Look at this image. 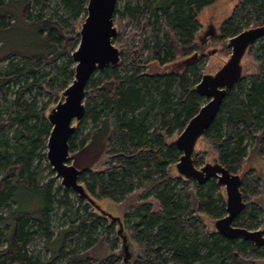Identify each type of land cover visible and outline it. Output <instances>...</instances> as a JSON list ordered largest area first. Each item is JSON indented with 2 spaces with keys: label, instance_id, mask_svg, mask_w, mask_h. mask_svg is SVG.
Instances as JSON below:
<instances>
[{
  "label": "trees",
  "instance_id": "trees-1",
  "mask_svg": "<svg viewBox=\"0 0 264 264\" xmlns=\"http://www.w3.org/2000/svg\"><path fill=\"white\" fill-rule=\"evenodd\" d=\"M43 1L0 0V42L5 48L0 63L14 56L0 70V210L6 209L0 214V264H43L27 250L35 235L44 238L50 253L44 264H123V236L130 264H264V246L242 237L225 238L214 229V220L226 214L223 188L216 180L199 185L175 170L181 153L173 140L205 103L195 86L204 73L217 70L205 71L200 65L204 57L216 55V49L196 42L199 14L217 0H135L118 16L115 6L112 43L119 61L90 76L84 116L75 122L68 141L85 193L78 195L80 206L75 209L69 203L71 189L60 184L62 194H54L52 179L39 184L35 176L47 160L51 125L46 116L52 107L48 108L74 77L72 53L87 0H57L64 15L54 10L43 16L41 7L32 16L30 9ZM242 24L245 29L264 24V0H238L220 23L214 40L226 58L227 40L244 30ZM21 26L34 40L30 52L9 45L2 34ZM255 44L248 47L241 77L226 89L192 155L195 167L212 160L240 174L245 205L233 225L250 230L257 229L259 221L264 225V39ZM177 58L182 62L179 71L145 70L151 62L165 64ZM9 84L16 87L12 100ZM34 91L47 95L49 103L37 108ZM32 93L31 100L24 99ZM86 119L91 125L75 149ZM19 192L40 206L21 210ZM126 199L132 202L119 211V233V223L99 202L116 206ZM54 203L72 225L60 230L50 250ZM116 242L121 243L119 250ZM72 243L75 248H70Z\"/></svg>",
  "mask_w": 264,
  "mask_h": 264
},
{
  "label": "water",
  "instance_id": "water-1",
  "mask_svg": "<svg viewBox=\"0 0 264 264\" xmlns=\"http://www.w3.org/2000/svg\"><path fill=\"white\" fill-rule=\"evenodd\" d=\"M117 0H87L86 17L79 30V42L72 53L74 77L58 101L47 113L51 130L46 143V159L60 184L83 196L84 187L79 182V170L72 163L68 141L73 135L75 122L84 116V92L87 82L95 70H102L119 61L118 48L112 43L116 35L113 24V13ZM264 38V24L244 29L227 40L230 54L222 65L213 73H204L195 86L196 92L206 101L198 112L186 123L181 132L174 138L173 144L181 153L175 164L176 172L197 184H204L215 179L218 187L225 193L226 214L214 220L213 227L217 233L228 239L242 237L251 240L255 246H264V227L246 229L234 226L233 220L244 208L240 191V174L230 173L217 161L205 162L195 167L192 162L197 139L212 123L222 103L226 89L231 88L242 74V59L249 46ZM112 221L121 224L119 217L107 213ZM122 237L123 264H130L131 254Z\"/></svg>",
  "mask_w": 264,
  "mask_h": 264
},
{
  "label": "rangeland",
  "instance_id": "rangeland-1",
  "mask_svg": "<svg viewBox=\"0 0 264 264\" xmlns=\"http://www.w3.org/2000/svg\"><path fill=\"white\" fill-rule=\"evenodd\" d=\"M135 0H117L116 3V14L115 16H118L120 12H122L124 6L126 3H134ZM238 2V0H217L214 4L209 5L202 9V11L199 14V22H200V27L198 28V32L196 34V42L198 44H207L209 45L206 47L207 50H212L216 49L215 51L217 52L216 55L211 56V58L204 57L200 61V65L202 69L204 68L205 71L208 70H216L218 69L224 60H226V54L225 52L221 51V46L220 44L214 40V38L218 35V28L220 23L230 14L231 9L233 6ZM42 7V10H41ZM38 10H41V14L48 15L52 14L53 11L55 10L58 12L59 15H64L65 11L57 4V0H44L41 4L37 5L36 7H33L30 9V14L34 16L35 14H39ZM12 21H5V24L10 25ZM242 29H245V26L242 24L241 25ZM26 29L21 27H16L13 29L10 33L5 34L2 33L5 37L6 42L9 45L14 44L16 49L18 50H23L24 52H30L32 50V44L34 40H29V36L25 33ZM264 39V38H261ZM260 40V39H259ZM2 44H4L2 41L0 42V53L3 52L2 50H5L4 47H2ZM256 45V44H255ZM230 54V53H229ZM14 56L9 57L7 61L13 60L14 61ZM245 59V56L243 57V60ZM1 62L0 63V70H3L6 62ZM182 68V62L180 58H177L173 62L165 63V64H158L156 62H151L150 64L147 65L146 67V72L147 73H162V72H169V71H179ZM206 68V69H205ZM9 86V99H13L14 97V92L16 90V87H12L11 84ZM34 93V100H35V105L37 108L41 106L42 104H48L49 102V97L47 95L38 94L36 91ZM32 94H26L24 99H29L31 100L33 97ZM63 97L59 98V101L62 100ZM204 101H206L204 99ZM2 102V101H1ZM4 103V102H2ZM50 105V104H49ZM53 107V105H50L48 109ZM4 109V108H3ZM91 122L89 119H86L83 121L80 129H79V134L77 135V138L75 139V149H78L81 146L80 138H81V133H84L88 130L90 127ZM89 139L85 141L87 143ZM84 143V144H85ZM73 163V160H71ZM212 161V160H211ZM207 161V162H211ZM49 165L47 160H43L40 164L39 169L36 172L35 179L39 184H43L50 179L53 180L54 184L52 185V192L55 194L60 193L62 194V188L60 186V178H57L55 176L54 171L51 172L50 168L47 167ZM81 182V181H80ZM72 191V190H71ZM219 194V191H215L214 196L216 197ZM224 199H225V193L223 191ZM69 198V203L72 207V209L77 208L80 206V201L78 198V194L75 192H71L68 194ZM17 202L20 203V209L28 210V211H34L36 210L40 204H38L33 198L30 196H25L23 192L18 193L17 197ZM83 202V201H81ZM131 199H126V203L122 204H117L116 206H113L109 201L107 200H102L99 202V205L101 206L102 209L106 210L109 209L108 212L113 215V216H120L119 211H123L124 207H126V204L131 203ZM84 203V202H83ZM10 208H14V205L11 203ZM62 207L60 204L54 203L53 209H52V215H51V232H52V237L47 243L48 247L50 250L53 249L54 247V240L58 237V234L60 230L63 228H67L72 225V223L69 222V219L67 216L63 214ZM6 209L2 208L0 210V214H5ZM261 215H258V220H261ZM118 227V226H117ZM257 227L259 229H262L264 225L262 223H258ZM98 232H100V229L93 235V237L97 236ZM113 235H110L109 238H112ZM120 241V240H119ZM45 245V240L42 236L35 235L30 242V244L27 247V250L29 254L32 256H38L39 260L44 264L47 260V258L50 256V253L46 251L44 248ZM76 243H72L70 248H75ZM121 248V243L116 242V250H119ZM132 262V257L130 259V263Z\"/></svg>",
  "mask_w": 264,
  "mask_h": 264
},
{
  "label": "bare ground",
  "instance_id": "bare-ground-1",
  "mask_svg": "<svg viewBox=\"0 0 264 264\" xmlns=\"http://www.w3.org/2000/svg\"><path fill=\"white\" fill-rule=\"evenodd\" d=\"M201 107V106H200Z\"/></svg>",
  "mask_w": 264,
  "mask_h": 264
}]
</instances>
